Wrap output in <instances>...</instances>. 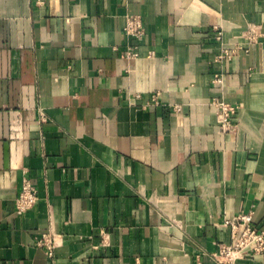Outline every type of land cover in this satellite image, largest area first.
Segmentation results:
<instances>
[{
	"label": "crops",
	"instance_id": "crops-1",
	"mask_svg": "<svg viewBox=\"0 0 264 264\" xmlns=\"http://www.w3.org/2000/svg\"><path fill=\"white\" fill-rule=\"evenodd\" d=\"M238 214L264 226V0H0V264H218Z\"/></svg>",
	"mask_w": 264,
	"mask_h": 264
},
{
	"label": "built area",
	"instance_id": "built-area-1",
	"mask_svg": "<svg viewBox=\"0 0 264 264\" xmlns=\"http://www.w3.org/2000/svg\"><path fill=\"white\" fill-rule=\"evenodd\" d=\"M125 35L131 39L140 40L144 35V26L139 15L129 14L126 16L124 25ZM220 32L217 38H220ZM152 54V51H149ZM139 55L138 45L128 42L124 51L126 57H136ZM227 53H220L218 58L226 56ZM220 81V77L215 75L213 82ZM219 107V126L222 131H231L234 127V116L236 107L230 103L219 100L216 102ZM179 109L178 106H175ZM37 192L30 181L24 178L21 191L17 198V209L23 211L31 207L37 200ZM251 216L248 214H238L231 219L224 221L225 225L231 229V240L218 244L213 253L218 264H238V261L247 255L264 254V226L257 227L250 224ZM37 244L45 247L48 255H52L54 238L44 233L38 238Z\"/></svg>",
	"mask_w": 264,
	"mask_h": 264
}]
</instances>
